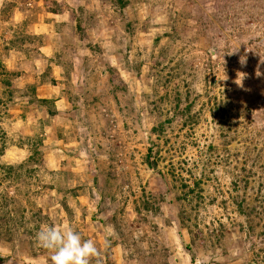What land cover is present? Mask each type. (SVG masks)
Returning <instances> with one entry per match:
<instances>
[{
    "label": "rangeland",
    "instance_id": "1",
    "mask_svg": "<svg viewBox=\"0 0 264 264\" xmlns=\"http://www.w3.org/2000/svg\"><path fill=\"white\" fill-rule=\"evenodd\" d=\"M123 1L0 0V226L28 236L0 264H52L39 222L100 264H264V0Z\"/></svg>",
    "mask_w": 264,
    "mask_h": 264
},
{
    "label": "trees",
    "instance_id": "2",
    "mask_svg": "<svg viewBox=\"0 0 264 264\" xmlns=\"http://www.w3.org/2000/svg\"><path fill=\"white\" fill-rule=\"evenodd\" d=\"M113 3L115 4V6L118 8V10L120 12L123 11V9L126 7V4H127L123 0H113ZM94 51H98V50H94ZM0 103H1V101H0ZM43 104H46V107H47V109H46V114L48 116L47 119H49L50 124L52 123V125H53L54 122L56 121V111L54 109V102L53 101L51 102V101H46L45 100V101H43ZM52 130L54 132H57V129L56 128H53ZM60 134H63V133L62 132H58L56 134L55 138L56 139H61ZM62 138H64V136H62ZM4 149H5L4 146H1V148H0V155H3ZM33 150L34 151H33L32 155H30L28 157L29 163H32V160L34 162H38V159L35 158V155H36L35 154V149H33ZM23 166L24 165L22 164V165H20L18 167L20 170H18V173L16 174L15 177H18L19 178L21 176V174H22L21 172L23 170V168H22ZM1 168H3V172H5V174L6 173L8 174L4 180H6L7 177H10L11 178L10 174H12L14 172V167L11 166V165H2ZM25 172L27 174L34 173V172H36V169L34 167H31V170L30 169H26ZM49 174H50L49 176L51 178H60L61 177L60 175L62 173L61 172H49ZM43 190H45V191L49 190V191H52L54 193L53 186H51V187L46 186L45 189H43ZM77 191H78L77 188H72V189L69 188L67 191H62L60 187H58V189L56 190V194L57 195H62V199H60L59 206H61L62 211L65 210L66 215H68V220L69 221H71L73 219V213H74L75 209H71L70 210L68 208V204H67V201H66V197H67V195H71L72 197L75 198L77 196ZM40 194H41V192L33 193V196L36 199V198H39ZM25 196L28 197V192L26 193ZM44 207L45 206H43L41 208H37V210H35V211L32 210L33 212L31 211L33 217L36 218V219H38V221H42V218L41 217H44L45 220L50 221L49 218H48V216H47V214H44V212H43V208ZM162 207H163V203H160V204L158 203V204H156L154 206H151L148 203H146V204L144 203V210L147 213H150L151 215H154V216H156V215L158 216V215H160L162 213V210H161ZM140 212H141L140 209L137 210V213H140ZM6 214H10V213H6ZM57 222H61V221H57ZM106 223H109V222H106ZM40 224H41L40 222H39V224H36V226L33 229H29L28 228V230H29L28 231V234L33 236V237H31L30 239L27 240L31 245H34L33 239H34L35 244L36 245L38 244L37 243V239H36V234L41 229ZM13 229L14 228H13L12 220H8L7 223H5L4 225L0 226V241H2L5 244L7 242V245H11L12 243H15V242H18V241H23V239H27L28 238V236H26V234H23V235L20 234V235H18L17 232H15ZM37 251L40 254L42 253L41 255L45 254L43 252H50V250L44 249L41 246H40V248ZM38 253H36L35 250H32V252H31V254L34 255V258H39ZM50 257H51V254L48 255V257H46V258L51 263ZM101 258H102V255L100 256V261H101ZM90 264H96L95 259H92L91 262H90Z\"/></svg>",
    "mask_w": 264,
    "mask_h": 264
},
{
    "label": "clouds",
    "instance_id": "3",
    "mask_svg": "<svg viewBox=\"0 0 264 264\" xmlns=\"http://www.w3.org/2000/svg\"><path fill=\"white\" fill-rule=\"evenodd\" d=\"M240 62L245 63V58L241 57ZM245 77L246 73L237 72L234 83L243 88ZM112 231L114 232V229ZM36 239L41 247L52 251V264H90L92 259H95L96 264H100L101 252L96 243L91 239L82 241L80 234L67 224L63 229L59 225H44L37 232ZM108 244L106 239L104 246L107 247Z\"/></svg>",
    "mask_w": 264,
    "mask_h": 264
},
{
    "label": "crops",
    "instance_id": "4",
    "mask_svg": "<svg viewBox=\"0 0 264 264\" xmlns=\"http://www.w3.org/2000/svg\"><path fill=\"white\" fill-rule=\"evenodd\" d=\"M27 45H29V43L27 41L25 43L24 42L23 43H20V46H22L24 48L25 47H28ZM41 49H42V47H41ZM20 52L21 51L18 49V53L17 54H18L19 62H18L17 58L15 57L10 62H7L6 61L3 64H7V63H9V64H16V65H17V63H19V65L22 64V63L27 64V61H29L28 56L24 52H21V53Z\"/></svg>",
    "mask_w": 264,
    "mask_h": 264
}]
</instances>
